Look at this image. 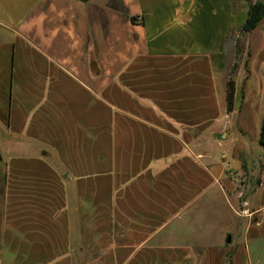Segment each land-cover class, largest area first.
Returning a JSON list of instances; mask_svg holds the SVG:
<instances>
[{"label": "crops", "instance_id": "crops-1", "mask_svg": "<svg viewBox=\"0 0 264 264\" xmlns=\"http://www.w3.org/2000/svg\"><path fill=\"white\" fill-rule=\"evenodd\" d=\"M254 3L0 0V264H264Z\"/></svg>", "mask_w": 264, "mask_h": 264}, {"label": "trees", "instance_id": "trees-1", "mask_svg": "<svg viewBox=\"0 0 264 264\" xmlns=\"http://www.w3.org/2000/svg\"><path fill=\"white\" fill-rule=\"evenodd\" d=\"M263 17H264V0L255 1V3L250 5L249 7L246 20L240 29V34H247L251 32ZM131 20L133 21V18ZM235 68L236 65L232 67L231 73L235 70ZM233 96H234V82L230 77L227 82V96H226L227 110L232 109ZM259 144L264 149V118L260 128Z\"/></svg>", "mask_w": 264, "mask_h": 264}, {"label": "rangeland", "instance_id": "rangeland-1", "mask_svg": "<svg viewBox=\"0 0 264 264\" xmlns=\"http://www.w3.org/2000/svg\"><path fill=\"white\" fill-rule=\"evenodd\" d=\"M250 1H259V0H250ZM246 36L245 34H240L238 33L237 37H231L230 42H228V45L232 47V44L235 42V48H236V58L234 56V54L231 53L228 54V59L231 63H234V65L238 66L239 64H241L243 62V58H244V48L246 45V40H245ZM232 50V48H231ZM236 59V60H235ZM232 69V68H231ZM230 77H232V73H229ZM227 146V144H226Z\"/></svg>", "mask_w": 264, "mask_h": 264}, {"label": "water", "instance_id": "water-1", "mask_svg": "<svg viewBox=\"0 0 264 264\" xmlns=\"http://www.w3.org/2000/svg\"><path fill=\"white\" fill-rule=\"evenodd\" d=\"M80 1H86V0H80ZM227 241L230 242V239H228Z\"/></svg>", "mask_w": 264, "mask_h": 264}]
</instances>
